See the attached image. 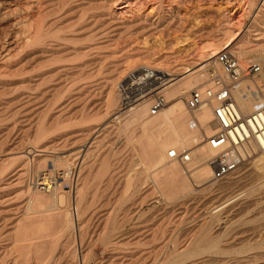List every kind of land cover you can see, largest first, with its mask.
Returning <instances> with one entry per match:
<instances>
[{"label":"bare ground","instance_id":"6f19581e","mask_svg":"<svg viewBox=\"0 0 264 264\" xmlns=\"http://www.w3.org/2000/svg\"><path fill=\"white\" fill-rule=\"evenodd\" d=\"M242 1L0 0L1 10L4 9L1 14L4 13L3 15H8V17L11 15V23L13 22L15 25L20 24L23 26L19 28L23 29L26 33L24 46L27 48H24L27 50L25 55L23 53V60L25 59L26 62L19 58L20 56H17L19 58L18 60L21 59L24 62V65L21 64V61V63H18L19 61L14 63V61L13 63L11 62L12 64H7V73L13 72L18 75L19 71L23 70L24 74H22L25 75L24 79L18 80L20 83L19 91L14 89L15 87L13 85L14 91H11L14 93L16 90L17 93L12 94L10 91L12 95L10 97L7 96L9 97L7 99L4 98L6 97L4 93L10 86H6L7 84L2 80V76L7 73H0L1 75L3 74L0 76V95L4 94L1 96L4 100H0V122L4 118L8 119V116H10L9 118H14L13 120L16 121L25 117V119H28V123H24L28 125V128L25 127L24 123H20L24 125L26 131H29L34 125L36 127V130L35 128L33 129L34 134L31 140L35 144H38L40 142L39 140L41 138L43 139V136L47 138L48 135H45L51 130L50 128L58 127L62 123L52 122L54 123H51L52 127H48L47 129H45L44 124L42 125L44 121L41 117L46 115H43V113H46V110L47 113L49 112V109L45 110L44 108L46 106L49 108L50 106L51 109V103L48 104L49 98L51 99L49 94L55 96L57 94L56 90L61 91L59 90L60 87L62 88L64 86L65 92L73 93L74 91L69 92L71 89L70 85H68L69 82L82 81L81 79L83 81L85 79L86 82V79L89 78L88 76L99 66L101 60L103 63L104 54L100 52V49L108 47L110 50V46L113 45V49L114 45L118 44L114 50L116 49V52H121V55L116 58L112 56L115 59H112L111 65L109 66L110 68L112 67V72L110 71L111 74L108 76V83L110 85L107 102L109 106L116 105L120 99L117 89V93H115L114 88H116V81L119 79L118 77L121 73L124 75L127 70L141 66L149 67L154 71L151 75L154 77L151 86L155 84L159 85L155 88L157 90L156 94L164 98L165 105L157 111H152L150 106L153 102L154 94L146 92L145 94L147 96L144 95L146 97L140 102L113 118L118 119L114 124V129L116 128L115 130H120L123 135H126L127 138H124V141L126 140L127 142L126 144L134 142L138 146V150L133 153L135 159L142 166L140 171H138V175L147 169L154 170L152 182L157 186L159 191L158 195H162L165 201H167L168 207H176L175 209L179 210L186 203H192L194 201L199 202L198 205H200L196 210V219L191 220L190 224L183 229L174 231V234L170 236L165 245L163 247L161 246L162 250L158 257V263L156 262L157 264H264V151L247 149L243 152L246 154L249 153V156H251L250 153L252 151L256 154L259 152L255 157L247 161L246 165L250 167L245 170L246 173H239V170L235 169L221 178L214 179V170L210 164V159L216 155V151L211 149L205 142H202V138L212 134L216 128L211 114L213 103L194 111H189L185 104V99L190 90L208 85L210 74L205 72V68L210 64L216 65L215 56L223 49L234 52L242 62L257 61L260 65L259 72L251 78H244L242 84L238 85L237 89L234 90L233 94L241 112L248 114L264 104V0H246L243 3ZM206 4H223V7L219 5L214 12H210L211 7L209 11H207L208 8L206 10L202 9ZM132 5L137 8L136 11L141 7L144 8L147 5H152L154 6V13L139 15V11L136 13L135 10H132ZM66 7H70V10L67 11ZM115 7H118L117 9L120 10H116ZM238 10L240 12L237 13L236 11ZM250 13H252L251 16ZM68 14L72 16V19L75 18L78 24L81 25L79 30L74 25L78 31L71 30L73 29V23H68L72 20L70 18L68 19V24L63 25L66 22L65 16L68 18ZM123 14H128V16L125 17ZM189 16L190 18L188 19ZM246 16H249V18L245 19ZM212 17H216L214 19L217 21L215 22L217 23L215 27H212L211 24L210 27L207 24ZM190 19L195 21L194 26L189 23L186 24ZM68 27L72 28L68 29ZM171 30H174L173 33L178 32V36L180 34H183L185 37L187 35H193L192 37L195 36L199 40V43L201 42L200 44L203 43L204 45L202 44L200 47L202 50L199 49L201 51H197L200 53L198 54L199 56L196 53V55L191 53L192 55L190 54L191 56L189 55L190 57L186 60L182 57L181 59L184 61H178V63L174 64V60L171 62L170 59L175 58L173 54L176 52L174 53L172 51L175 42H159L160 44H157L158 46H145L146 37L160 36L161 38V36H164L165 38ZM77 33H80V35H77ZM124 35H128L129 38L125 37L128 39L120 42ZM178 36L173 38L174 41L179 38ZM186 38L185 40H187ZM81 40H84V42L89 41L90 43L85 42L87 45L81 46L79 42ZM178 43L180 44L179 40L176 44ZM75 44H79V47H77L78 45L75 46ZM174 51L176 50L174 49ZM152 56H155L154 59L152 58V61H158V65H152L151 63L153 62L147 61ZM206 61L209 62L201 65ZM16 71L18 73H15ZM216 71L221 73L217 65ZM7 75L10 76L9 74ZM11 75L13 74L11 73ZM11 83L13 84L15 82L8 84L10 85ZM57 86L59 89H56ZM69 87L70 89L68 90ZM76 87L78 85L74 88L75 92L81 91L82 93L84 91L85 93H83L86 94V90L81 85L79 86L81 88L77 91ZM87 89L88 92H92L89 90L92 87H88ZM48 92L50 93L48 94ZM6 94L8 93L6 92ZM58 94L57 96H59ZM63 94L62 92L60 95ZM41 95H43V98L44 96L47 97L44 98L47 99L46 101L41 98L43 101L39 102L47 103L44 108L39 107L41 109L43 108V112L36 107L39 103L34 104L36 100H39ZM57 96H55V100L58 99ZM72 97L71 99H74V97L76 99L77 96ZM71 103L66 102L63 107H60L62 108V113H69L71 111L73 107H70L72 105ZM44 104H40L39 106H43ZM59 104L61 105V103ZM58 112L61 111L59 110ZM104 114L106 113L104 112ZM32 116L35 117V120L40 117L42 121L38 120V122L32 125V122H30L33 119ZM36 116L38 117L37 119ZM34 119L33 122L35 121ZM3 122L7 124L5 120ZM3 122L2 124H4ZM4 125L0 128V130H6L0 137V145L2 147L0 148L2 150L3 147L8 148L14 146V148H9L10 150L14 149V151H11L13 153L9 150L11 156L6 157L11 159H9L11 164V161L15 159L16 161H21L22 165H20L22 167L16 171L11 170L10 172H6L4 163L8 162H5L8 158L4 159L1 156L0 174L2 173L3 175L1 174L2 178L0 179V193L5 194L4 191L12 190L10 188L20 190L21 200H25L24 202H26V209L25 207H23L24 209L22 208L23 211L26 210L23 217L15 221L13 225L11 224L12 226H10L8 232L6 230L4 231L3 225L0 226V237L10 241L12 246L10 253L15 254L14 259L16 258L21 263L23 262V264H28L30 261H35V264L38 262L51 264L52 259L50 257L53 255L59 244V240L62 238V242H64L63 246L65 245L68 248L66 254L68 255V259H70L69 264H78L73 258L77 253L83 257H87L91 251L90 246L92 245V241L89 240L86 247L82 249L80 246L76 247L75 240L77 238L82 239L85 230L87 231L89 228L92 230L91 232H95L100 227L101 222H104L103 227H107V232L96 235L104 244L118 248V245L130 239L129 237L131 235L127 236V232L120 233L122 227L129 222L137 207L147 201L146 198L150 197L153 193L152 190L150 193V189L148 192H146L148 189H145L146 194L142 192L143 196H140L138 204L135 202L137 201L136 199L133 200L134 194L132 195L130 193L120 196L116 200L117 205H115L117 207L124 206L123 208L121 207L123 209L122 215L118 214L119 210L116 209L103 220L101 219L102 216L99 217L98 212H96L98 210L97 207L101 204L97 206L95 203L96 199H93L94 201L87 199L89 184L87 183V172L89 170L86 167L88 164L86 165L84 160L86 158V146L81 137L79 138L80 140L76 138V141L74 140V142L83 140L78 145L79 149L75 152L69 153V147L72 143L70 142L69 144L68 142L69 135L67 138L64 135L65 137L64 139L62 138V144L58 152H56V146L49 147L42 145L44 148L41 149V154H38L35 150L29 151L32 147H20L23 143L21 141L26 140L24 139L26 136L21 139L22 136L16 137L14 136L15 133L12 135L11 132L13 131L8 129L10 127L6 125L4 127ZM20 126L23 127L22 125ZM47 126H50V124H47ZM11 129L14 130L12 127ZM60 131L62 132L61 128ZM69 137H73V134L72 136L70 134ZM18 144L20 146H17ZM171 148L177 151L191 148L190 160L181 163L168 158L167 151ZM50 149L55 150L52 151ZM33 152L38 154L37 157L33 156ZM56 153H62L61 157ZM30 154L31 157L33 156L36 159H30ZM55 154L61 160L60 163H55H58L60 166L63 165L64 168L68 167L66 171L62 170L61 172L59 177L62 179L61 183L53 182V176H51L52 171L46 166L47 162H51L50 164L53 165L55 164V160H53L55 158H52L55 157ZM72 156L73 158L75 157V160L72 164L70 162L68 165V157ZM105 164L102 163L100 165L101 168L96 170L95 176L97 180V177L105 173L107 168L103 167ZM63 167L61 168L64 169ZM30 173H34V176L31 175L35 177V180L31 179L30 181ZM243 178H247L248 180L245 183L243 181L244 184H241V179ZM221 179H224V182H220ZM51 180L53 183L52 186L50 185ZM125 181L123 183L124 191L131 189L132 193L133 191L136 193L142 190L143 187L141 185L146 182V178L128 179ZM63 182L67 183L66 188L63 187ZM107 182L109 181L107 180ZM95 188L96 191L99 189L97 184ZM225 190H228V192L225 193ZM45 191L50 192V194L53 192L54 197H52V194L50 196L44 193ZM158 195L154 197L158 198ZM91 196L94 198L93 195ZM152 199L154 198L152 197ZM57 205H59L58 208ZM104 211L99 210L100 213ZM5 214L4 218L1 216L3 222L7 219V213ZM117 215L121 216L118 218ZM136 239L138 240V237ZM134 249L130 254L128 253V258L123 255L124 257L116 259L117 262L113 264H147L148 259L153 255V253L145 250L134 252ZM85 250L86 252H83ZM6 252L4 248H0V264H11L7 263V260L6 262L2 260ZM125 257L128 263H125ZM107 264H110V262Z\"/></svg>","mask_w":264,"mask_h":264},{"label":"rangeland","instance_id":"374dc122","mask_svg":"<svg viewBox=\"0 0 264 264\" xmlns=\"http://www.w3.org/2000/svg\"><path fill=\"white\" fill-rule=\"evenodd\" d=\"M240 1H242V0H240ZM246 0H243L242 1V3L243 2H245ZM122 5V4H121ZM210 4H206L202 9L204 10H206L207 8V11H209V8L211 7V11L210 12H214V10H216L217 9V7L219 6V5H222L221 7H223V4H211L210 6H209ZM213 6V7H212ZM71 7V6H70ZM70 7H66L67 8V11L68 10H70ZM152 8V9H150V8ZM153 7L154 6H152V5H147V6H145L144 8L143 7H141L139 10H137V11H139L138 12V14L140 15V14H147V13H151V14H153L154 13V9H153ZM66 8H65V11H66ZM72 8H74V7H72ZM118 7H115V9L116 10H120V9H117ZM132 10L134 11L135 10V12L137 13V11H136V9L137 8H135L133 5H132ZM2 9V7H0V14H1V12L4 10H1ZM124 9H127V8H124ZM124 9H121V10H124ZM146 12V13H145ZM237 13L238 12H240L239 10L238 11H236ZM72 13V12H71ZM70 13V14H71ZM236 13V14H237ZM4 14V13H3ZM3 14H1V16H0V73H7V64L9 65V64H12L14 61V63H17V61H19L18 63H21V64H23L24 65V62L23 61H25L26 62V60L24 59L23 60V58H24V56H23V53H24V55H25V53H26V47L24 46V40H25V35H26V33L23 31V29H21L23 26L22 25H20V24H18V25H15V24H13V22L11 23L10 21L12 20L10 17H11V15L8 17V15H6V16H4ZM70 14H68V18H67V16H65V18H66V22H65V24H63V25H66V24H71V23H73L72 24V26H73V29H71L70 27H68V29L70 28L72 31L74 30V31H78L79 30V28H80V24H78V22L76 21V19L75 18H73L74 20H75V22L77 23H75L74 22V20L72 19V16L70 15ZM252 15V13H250V16ZM4 16V17H3ZM70 16V17H69ZM123 16H125V17H127L128 16V14L126 15H124L123 14ZM15 17V16H14ZM217 17V16H216ZM216 17H212V18H210V20L207 22V24L210 26V24H211V26L212 27H215L216 26V24L217 23H215V22H217V21H215L214 19H216ZM13 18V17H12ZM70 18V20L72 21H70V22H68V19ZM190 18V16L188 17V19ZM192 18V17H191ZM249 18V16H246L245 17V19H248ZM193 19H190V21L188 20L187 22H186V24H190V25H195V21L193 20ZM8 22V23H7ZM10 22V23H9ZM68 22V23H67ZM75 23V24H74ZM192 23V24H191ZM11 24V25H10ZM74 25H76L77 26V28H78V30H76V26L74 27ZM193 25V26H194ZM71 26V25H70ZM79 26V27H78ZM210 26V27H211ZM19 27H21V28H19ZM21 32H20V31ZM172 31V30H171ZM171 31L165 36V38H164V36H161V38H160V36L158 37V36H149L148 38L146 37V39H145V46L146 47H153V46H158L160 43H168V42H175V45L173 46V48L176 50V51H174V49H172V51L175 53H177L178 54V57H177V54L175 53V54H173V56H175V58H177L176 60H175V58L174 59H170L171 60V62H173V60H174V64H176V63H178V61H184V60H186L188 57H190L192 54L194 55L195 53L197 54V56H199L198 54H200V53H198L199 51H201L202 50V48H200L201 47V45L203 44H200L199 43V40L196 38V40H195V38L194 37H192L193 35H187L186 37L183 35V34H180L179 36H178V32H176V33H173L174 32V30L172 31V33H171ZM62 34V33H61ZM77 35H80V33L78 34L77 33ZM24 36V37H23ZM168 36V37H167ZM176 36H178L179 38H177V40L176 41H174V37H176ZM190 36H191V38H190ZM22 37V38H21ZM125 37H128V35L126 36V35H124V37H122L123 39H121L120 40V42H123V41H125L126 39H128V38H125ZM184 37V38H183ZM185 38L187 39V40H185ZM181 39V40H180ZM184 39V40H183ZM123 40V41H122ZM148 40V41H147ZM173 40V41H172ZM180 41V44L178 43V44H176L177 43V41ZM82 41H83V43H82ZM154 41V42H153ZM80 43H81V46H84V45H87V44H85V42L87 43L88 42V44L90 43L89 41H85L84 42V40H81V41H79ZM79 42H77V43H79ZM119 42V43H120ZM153 42V43H152ZM160 42V43H159ZM21 43V44H20ZM79 43V44H80ZM156 43V44H155ZM192 43V44H191ZM79 44H75V46H77V47H79ZM83 44V45H82ZM158 44V45H157ZM118 45V44H117ZM117 45H114V48H117ZM204 45V44H203ZM143 46V45H142ZM144 46V47H145ZM199 46V47H198ZM112 47H113V45L112 46H110V48L112 49ZM24 48H26V49H24ZM114 48L112 49V51H115V52H112V51H110L109 50V48L108 47H105V48H102V49H100V52H102V54H104L103 56H104V58H103V63H102V60L100 61V63H99V66H97L96 67V69H94V71L92 72V73H94V74H92L91 73V75H89L88 77L89 78H87L86 79V82H85V79H84V81H83V79H81L82 81H78L77 80V82L76 81H74V82H69L68 83V85H70V87H71V89H74L75 88V86H77L78 85V87L81 85V87L83 86V85H85V86H87V84L88 83H90V84H88V86L85 88V86L84 87H82V88H84V90H86V94H88V95H86V94H84L83 92L81 93V91L79 92V91H77V90H79L81 87H76V91L77 92H75V89L74 90H71L70 89V87L68 88V90H69V92L70 91H74L73 93H67V92H65V86L64 87H60V89H59V87L57 86V88L56 89H59V90H61V91H58V90H56L57 91V94H58V92H59V96H57V94L55 95V96H57L58 97V99L57 100H55V96H53V95H51V94H49L50 92H48V94H49V96L51 97V99L49 98V96L45 93V95L49 98V102H48V104L49 103H51V109H50V106H49V108L46 106L47 105V103L46 102H43V103H45L43 106L41 105V106H39L40 104H43V103H39V102H41V101H43L41 98H43V95H41L40 97H39V100H36V101H38V102H34V104H36V103H39V104H37V108L38 109H41V108H39V107H45L46 106V108H44L45 110L46 109H49L48 111V113H47V110H46V113H43V115L44 114H46V115H44V117L42 116L41 118H43V123H42V125L44 124V126L46 127L45 129H47L48 127L50 128V127H52L51 125L52 124H54L55 122L56 123H60V122H64V124L67 126H65L64 124H62V123H60V125L58 126V127H55V128H50L51 130H52V132L50 133V131H48L47 133H46V135L45 136H47V138L45 137L44 138V136H43V139L41 138L39 141V143L38 142H36V143H38V144H35V143H33V142H31V140L33 139V129L35 128V130H36V127H35V125L34 126H32L31 128H30V130L28 131V133H26L27 131H26V128H28V125L26 124L25 125V123H28V119H25V117H23V118H20L19 120H13L14 118H9L10 116H8V119L7 118H4V120H5V122H7V124L6 123H4L3 121V123L7 126V127H10V128H8V129H10V131H13V132H11V134L13 135V133H15L14 134V136H18V137H21L22 136V138L21 139H23V137L24 136H26V137H24V139H26V140H23V141H21V143H22V146H20L21 145V143H20V145L18 144L17 146H20V147H23L24 146V148H29V147H32L31 149H29V151L31 152V151H36L38 154H41V149H43L44 147H42V145L43 146H49V147H55V149H57V151L56 152H58L60 149V147H61V144H62V140L64 139V137L65 138H67V136L69 135L70 136V134H71V136H72V134H73V137H69L68 136V138H69V140H68V142H69V144H70V142L72 143V145L69 147V149H70V151H69V153H71V152H75V151H77L79 148V144H80V142L82 143V141L84 140V143H85V146H86V149H85V151L88 153H86L85 152V164L87 165L88 164V166H86L87 167V169L89 170V172H87L88 173V175H87V183H89L88 184V189H87V199L88 200H92V201H94L95 199V203H96V205L98 206L99 204H101V205H99L97 208H98V210L96 211V212H98V215H99V217H101V219H105V218H107V216H109V214L111 215L112 213H113V211H115L116 209H118L117 211L119 212L118 214H121L122 215V211H123V205L121 206V207H117L116 205V200H117V198H119L120 196H122V195H128V194H134V197H133V200H137V201H135L136 202V204H138L139 203V201H140V196L142 195L143 196V194H146V192H148L149 191V189H150V193H151V190H152V192L154 193V195H153V193L150 195V197H147L146 198V202H143V204H141V205H139L138 207H137V209H136V211L134 212V214H133V216L130 218V220H129V222H127L126 224H124V226L122 227V230H121V232L120 233H126L127 232V236H129V235H131V237H129L130 239H127L128 241V243L126 242V240L124 241V243L122 242V244L121 243H119V244H121V245H118V248H113L111 245H108V244H104V242L101 240V239H99V238H97V235H99V234H101V233H105V232H107V227L106 228H104L103 227V224H104V222H101L100 223V227H98V229L96 230L97 231V233H96V231L95 232H91L92 230H90V228H89V230H85V234H84V236L82 237V239H76L75 240V245H76V247L77 246H80V247H82V249H84V247H86V245H87V242L90 240V241H92V245L90 246L91 247V251H90V254H88V256L87 257H83L82 255H79L78 253L76 254V256L73 258L74 259V261L76 262V263H78V264H107V263H109L110 262V264H113V263H115V262H117L116 261V259H120V258H122V257H124V256H127V258H128V256H129V254L133 251V248H135L134 249V252H136V251H138V250H145V251H147V252H151V253H153V255L151 256V258H149L148 259V261H147V264H155L156 262L158 263V257H159V254H160V252H161V250H162V248H161V246L163 247L164 245H165V243H166V241H168V239L170 238V236L171 235H173L174 234V231H176L177 229H183L184 227H186L187 225H189L190 224V222H191V220H193V219H196L195 218V216H196V214H197V212H196V210L200 207V205H198L199 204V202L197 203V202H188V203H186L185 205H183L184 207L183 208H181V209H179V210H176L174 207H168L167 206V201H165V198L161 195V196H159L158 194H159V191H158V189H157V186H156V184L154 183V182H152V178H153V175H154V170L153 169H147V170H145V171H143V173H141V174H139L138 175V171H140V168L142 167L141 166V164L135 159V155L133 156V153H134V151L136 152L137 150H138V146L133 142V143H131V144H126L127 142H126V140L124 141V138L126 139L127 137H126V135L124 134H122V132L120 131V130H115L114 129V124H115V122L116 121H118V119H113V118H115L118 114H120L121 112H120V110H119V107H118V104H119V100H118V102H117V104L116 105H114V106H109V104H108V89H109V83H108V76L111 74V72H112V67L110 68L109 66L111 65V61H112V59H115L116 57H118V56H120L121 55V52H116V49L114 50ZM156 48V47H155ZM106 49V50H105ZM192 49V50H191ZM199 49H201V50H199ZM105 50V51H104ZM178 50V51H177ZM187 50V51H186ZM195 50V51H194ZM199 50V51H198ZM16 51V52H15ZM23 51V52H22ZM192 51V52H191ZM198 51V52H197ZM105 52V53H104ZM183 52V53H182ZM194 52V53H193ZM118 53V54H117ZM187 53V54H186ZM192 53V54H191ZM110 54H112V55H110ZM185 54V55H184ZM191 54V55H190ZM195 54V55H196ZM106 55V56H105ZM184 55V56H183ZM190 55V56H189ZM10 56H11V59H10ZM21 58L20 60H18L19 58ZM23 56V57H22ZM110 56V57H109ZM112 56H114V57H112ZM187 56V57H186ZM7 57V58H6ZM108 57V58H107ZM112 57V58H111ZM154 57L155 56H152L151 58H150V60H147V61H149V62H153L152 60L154 59ZM180 57V58H179ZM183 57V59H181ZM9 58V60H7ZM153 58V59H152ZM5 59V60H4ZM13 59H15V60H13ZM105 59H107V60H105ZM212 59H214V58H212ZM21 61V62H20ZM210 61V60H209ZM209 61H206V62H204V63H202L201 65H204L205 63H207V62H209ZM12 62V63H11ZM256 63H257V61H255ZM172 63V64H173ZM6 64V65H5ZM21 64H18L19 66H22ZM152 65L154 64V65H158L159 63H158V61L157 62H153V63H151ZM172 64H170V65H172ZM173 64V65H174ZM200 65V66H201ZM211 65L212 64H210V65H207V67L205 68V72L206 73H209V68L211 67ZM199 67V66H198ZM6 68V69H5ZM137 68V67H136ZM134 69V68H133ZM5 72H4V71ZM22 71V72H21ZM21 71H19V74L17 75V74H14L13 72H11L13 75H11V73H7V74H9L10 76H12V77H10V76H8L7 74H5V75H1L0 74V76H2V80L7 84L6 86H10L9 88H7V90H6V92L8 93V94H6V92L4 93V94H1L0 95V98H2L1 96L2 95H4V96H6V97H4L5 99H7V98H9L12 94H15V92L17 93V91H19V85H20V83L18 82V80H21V79H24L25 77V75H23L24 73H23V70H21ZM25 71V70H24ZM111 71V72H110ZM21 72V73H20ZM15 73H18V71H16ZM23 73V74H22ZM153 73H154V71H153ZM20 74H22V75H20ZM22 76V77H21ZM123 76V74L121 73L120 75H119V79L121 78V77ZM10 77V78H9ZM20 77V78H19ZM16 78H19V79H16ZM0 79H1V77H0ZM12 79V80H11ZM119 79H117V81H116V83L118 82V80ZM14 80V81H13ZM10 83V82H15V83H11L10 85L7 83ZM24 83H26V82H24ZM79 83V84H78ZM85 83V84H84ZM72 84H74V85H72ZM75 84H77V85H75ZM13 85H14V87H13ZM68 85H67V87H68ZM89 85H91V86H89ZM158 84H155V88L156 87H158L157 86ZM66 87V88H67ZM73 87V88H72ZM91 88L92 87V89H89V90H91L92 92L90 93V92H88V89L87 88ZM115 87V86H114ZM17 89V91L15 90V92L14 93H12V91H14V89ZM8 90H9V92H8ZM12 90V91H11ZM64 90V91H63ZM67 90V89H66ZM67 90V91H68ZM10 91H11V93L12 94H10ZM62 92L64 93L63 95H60V94H62ZM88 92V93H87ZM114 92L115 93H117V91H116V88H114ZM52 93V92H51ZM75 93V94H74ZM77 93V94H76ZM81 93V94H80ZM90 93V94H89ZM10 94V95H9ZM53 94V93H52ZM69 94H71L72 96H77L76 97V99H75V97H74V99H71V97L69 98L68 97V95ZM78 94H79V96H78ZM82 94H84L83 96H82ZM67 95V96H66ZM81 95V96H80ZM7 96H9V97H7ZM46 96H44V98H47ZM52 96H53V98H52ZM62 96V97H61ZM86 97V98H85ZM88 97V98H87ZM4 98H2V99H0V100H4ZM43 98V99H44ZM60 98H62V99H60ZM68 98V99H67ZM73 98V97H72ZM41 99V100H40ZM70 99V100H69ZM79 99V100H78ZM84 99H86L85 101H84ZM47 99H44V101H46ZM12 101H14V100H12ZM52 101V102H51ZM73 101V102H72ZM75 101V102H74ZM81 101V102H80ZM84 101V102H83ZM66 102H69V103H71L72 105L70 106V107H72V109L74 110H72L71 109V111L69 112V113H62V108H60V107H63L64 106V104ZM77 102V103H76ZM59 103H61V105L59 104ZM74 103H75V105H74ZM53 104V105H52ZM81 106H80V105ZM82 105H83V107H82ZM59 106V107H58ZM109 106V107H108ZM108 107V108H107ZM42 108V109H43ZM58 108V109H57ZM75 108V109H74ZM84 108V109H83ZM102 108V109H101ZM41 109V110H42ZM80 109V110H79ZM87 109V110H86ZM107 109V110H106ZM45 110H44V112H45ZM61 111V112H58V111ZM98 110V111H97ZM57 111V112H56ZM78 113H77V112ZM87 111V112H86ZM42 112H43V110H42ZM52 112V113H51ZM74 112V113H73ZM80 112H81V114H80ZM101 112V113H100ZM104 112L106 113V114H104ZM57 113H59V114H57ZM61 113V114H60ZM54 114V115H53ZM64 114V115H63ZM100 114V115H99ZM40 115V114H39ZM41 115H42V113H41ZM56 115V116H55ZM60 115V116H59ZM85 115V116H84ZM49 116H51V117H49ZM54 116V117H53ZM67 116V117H66ZM82 116V117H81ZM12 117V116H11ZM17 117V116H16ZM49 117V118H48ZM57 117V118H56ZM73 117V118H72ZM99 117V118H98ZM32 118L34 119L35 117H33L32 116ZM38 117L36 116V119H37ZM85 118V119H84ZM101 118V119H100ZM22 119V120H21ZM33 119L32 120H30V122H32L31 124L33 125V124H35L36 122H38V120H41L40 119V117H39V119H37V120H35L34 122H33ZM58 119V120H57ZM80 119H82V120H80ZM99 119V120H98ZM15 121V122H14ZM42 121V120H41ZM45 121H47V122H45ZM76 121V122H75ZM2 122H0V128L4 125V124H2ZM19 123L20 125H22L23 127H21L19 124H17V123ZM24 123V125H25V127L26 128H24V125L23 124H21V123ZM52 122H54V123H52ZM108 122V123H107ZM109 122H111L110 124H109ZM52 123V124H51ZM47 124L49 125L50 124V126H47ZM108 126H107V125ZM5 125H4V127H5ZM20 126V127H18V126ZM105 125H106V127H105ZM30 126V125H29ZM62 126H64V127H62ZM113 126V127H112ZM11 127L14 129V130H12L11 129ZM105 127V128H104ZM109 127V128H108ZM60 128L62 129V132L60 131ZM67 128V129H66ZM103 128V129H102ZM112 128V129H111ZM56 129V130H55ZM59 129V130H58ZM66 129V130H65ZM84 129V130H83ZM23 130V131H22ZM49 130V129H48ZM54 130V131H53ZM4 131H6V130H4ZM4 131L3 130H0V137H1V135L4 133ZM15 131V132H14ZM115 131V132H114ZM17 132V133H16ZM30 132V133H29ZM54 132V133H53ZM64 132V133H63ZM86 134H84V133ZM88 132V133H87ZM50 133V134H49ZM53 133V134H52ZM77 133V134H76ZM84 134V135H82V134ZM117 133H119V134H117ZM121 133V134H120ZM28 136H27V135ZM32 134V135H31ZM55 134V135H54ZM80 134V135H79ZM49 135H51V136H49ZM57 135V136H56ZM63 135V136H62ZM65 135V136H64ZM125 136V137H124ZM28 137V138H27ZM82 138L83 140L82 141H78V140H80L79 138ZM84 137V138H83ZM63 138V139H62ZM78 139L77 141L78 142H74V140L76 141V139ZM59 139H60V141H59ZM72 139V140H71ZM30 140V141H29ZM25 141V142H24ZM44 141V142H43ZM52 141V142H51ZM57 141H59V142H57ZM124 141V142H123ZM31 142V143H30ZM67 142V143H68ZM43 143V144H42ZM47 143V144H46ZM51 143H52V145H51ZM126 144V146H125V144ZM24 144V145H23ZM57 144H59V145H57ZM128 145H130V146H128ZM134 147H133V146ZM57 146H59V147H57ZM69 146V145H68ZM137 148H136V147ZM0 147H1V145H0ZM14 148V146H10V147H3V149L1 150V148H0V158H1V156H2V158L4 157V159L5 158H8V157H6V156H11V153H13V152H11V151H14V149H12V150H10L11 148ZM72 147V148H71ZM123 147V148H122ZM10 148V149H9ZM88 148V149H87ZM132 148V149H131ZM8 151H7V150ZM54 149V150H55ZM134 149H136V150H134ZM9 150H10V152H9ZM50 150H52V149H50ZM54 150H52V151H54ZM127 150V151H126ZM133 152H132V151ZM40 151V152H39ZM3 152V153H2ZM36 152H33L34 153V155L33 156H35V157H37V153ZM132 154H131V153ZM10 153V154H9ZM66 153H68V152H66ZM65 153V154H66ZM259 152H257V154H258ZM31 154H30V159H33V160H35L36 158L35 157H31ZM57 155L59 154L60 155V157H61V155H62V153H56ZM55 154V157H52V158H55V159H53V160H55L54 161V163L55 162H58V163H60V157H58L57 155ZM64 154V153H63ZM73 154V153H72ZM255 152H253V154L251 153V156H249V157H247L246 158V160L244 161V163L242 164V165H240V166H237V167H235V168H233L231 171H233V170H235V169H237V170H239V173H241V172H245L246 173V169L247 168H249L250 166L249 165H246L247 164V161L249 160V159H252L253 157H255L256 155H257ZM9 156V157H10ZM134 157V158H133ZM10 158H8L7 160H5V162L6 161H8V162H6V163H4L5 164V171L6 172H10L11 170H13V171H16L17 169H19L20 167H22L21 165H22V163H21V161H16V159L15 160H13L14 162H16L15 164H14V162L13 161H11L12 162V164L14 165V167H13V165L10 163V160H9ZM59 159V160H58ZM75 160V157L73 158V156L72 157H68V165H69V163L70 164H72V162ZM19 162V163H18ZM93 164H92V163ZM51 162H47V168L49 169L50 168V170L52 171L51 172V176H53L52 178V180H53V182L54 181H56V182H58V183H61L62 182V179L61 178H59L60 177V175H61V172H62V170H65L66 171V169H68V167L67 168H64L63 167V165H59L58 163H55L54 165L53 164H50ZM102 163H106L105 164V166H103V167H107L106 168V170H105V173H103L102 174V176H99V177H97L98 178V180L96 179V176H95V172H96V170L98 169V168H101V166L100 165H102ZM7 164H8V166H7ZM21 164V165H20ZM23 164H24V162H23ZM12 165V166H11ZM16 165V166H15ZM18 165H20V166H18ZM52 165V166H51ZM90 165V166H89ZM8 167V169H7V167ZM44 166V165H43ZM61 167H63L64 169H62ZM90 168V169H89ZM54 169V170H53ZM139 169V170H138ZM9 170V171H8ZM149 170V171H148ZM151 170V171H150ZM214 170V169H213ZM230 171V172H231ZM5 172V173H6ZM92 172V173H91ZM153 173V174H152ZM2 174V173H1ZM1 174H0V179L2 178V176H1ZM34 176V173H30L29 174V178H30V181H31V179H33V180H35V177H33L32 175ZM3 175V174H2ZM31 176V177H30ZM88 176H89V178H88ZM93 177V178H92ZM221 177H223V176H218L217 174H216V172L214 171V179H218V178H221ZM101 180H100V179ZM136 178H143V179H145L146 178V182H144V184L142 183V190H140V191H138V192H134L133 191V193H132V190L131 189H129L128 191H124V189H123V186H124V184L123 183H125L126 181L125 180H134V179H136ZM104 179V180H103ZM250 179V178H249ZM52 180H51V183H50V185L52 186L53 185V183H52ZM107 180L109 181V182H107ZM246 180H248L247 178H243V179H241V184H244L245 183V181ZM97 181V182H96ZM100 181V182H99ZM149 181V182H148ZM243 181H244V183H243ZM220 182H224V179H221L220 180ZM99 183V184H98ZM113 183V184H112ZM116 183V185H114ZM91 184V185H90ZM96 184L98 185V187H99V189L96 191L95 189V187H96ZM104 184V185H103ZM63 187H67V183H65V182H63ZM147 185V186H146ZM223 185H224V183H223ZM41 187V186H40ZM105 189H104V188ZM150 187V188H149ZM247 187V186H246ZM10 189H12V190H7V191H4V193L5 194H3V193H0V226H2V227H4V231L6 230L7 232L9 231L8 229H10V226H12L13 225V223L15 222V221H17V220H20L22 217H23V214L25 213V211L26 210H22V208L23 207H25V209H26V202H24L25 200H21V197H20V195H21V193H20V190L18 191V190H14V188H10ZM145 189H148V190H146V192H145ZM245 189V188H244ZM103 190V191H102ZM130 190H131V192H130ZM101 191V192H100ZM120 191V192H119ZM16 192H18V193H16ZM90 192V193H89ZM99 192H100V194H99ZM142 192H143V194H142ZM145 192V193H144ZM228 192V190H225V193H227ZM44 193H47L48 195H50L51 196V194H52V197H54V193L52 192L51 194H50V192H47V191H45ZM156 193V194H155ZM18 194V195H17ZM111 194V195H110ZM91 195H93V197L94 198H92V196ZM117 197H116V196ZM157 195H158V198H155V197H157ZM8 196V197H7ZM96 196V197H95ZM141 196V197H142ZM155 196V197H154ZM10 197V198H9ZM91 197V198H90ZM110 197V198H109ZM152 197L154 198V199H152ZM98 198H100V199H98ZM164 198V199H163ZM18 199H20V200H18ZM94 199V200H93ZM115 199V200H114ZM150 199V200H149ZM2 200V201H1ZM159 200V201H158ZM5 201H6V203H5ZM19 201V202H18ZM98 201V202H97ZM155 201V202H154ZM165 201V202H164ZM115 202V203H114ZM5 203V204H4ZM166 203V204H165ZM116 204V205H115ZM3 205V206H2ZM102 205H103V207H102ZM105 205V206H104ZM59 207V205H57V208ZM11 208V209H10ZM120 208H121V210H120ZM24 209V208H23ZM99 210L100 211H104V212H99ZM8 211V212H7ZM5 213H7V219H8V217H9V219L7 220L6 219V221L5 222H3L2 221V219L4 218V216L6 215ZM73 213H74V210H73ZM105 213V214H104ZM5 214V215H4ZM107 214V215H106ZM120 215V216H121ZM1 216H3V218H1ZM118 216V215H117ZM120 216H118V218L120 217ZM2 222H3V224H2ZM12 224V225H11ZM100 228V229H99ZM158 229V230H157ZM6 233V232H5ZM143 233V234H142ZM97 234V235H96ZM151 234H152V236H151ZM90 236V237H89ZM149 236V237H148ZM138 237V240L136 239ZM155 239H154V238ZM3 237H0V248L1 249H5V251H7L4 255H3V258H2V260H4L5 262H6V260H7V263H11V264H23V262L21 263L19 260H17L16 258L14 259L13 257L15 256V254L14 253H10V249L12 248V246H11V244H10V241L9 240H7L6 238H5V240H4V238L2 239ZM91 238V239H90ZM136 239V241H135V239ZM4 240V241H3ZM141 240V241H140ZM151 240H152V242H151ZM63 240H62V238L59 240V244L57 245V247H56V249H55V251H54V253H53V255L50 257L52 260H51V264H69L70 263V259H68V255L66 254V252H67V247L64 245L63 246V244H64V242H62ZM132 241H133V243H132ZM170 241V240H169ZM139 242V243H138ZM147 242V243H146ZM127 243V244H126ZM131 243V244H130ZM141 243H143V244H141ZM142 245V246H141ZM146 245V246H145ZM153 245V246H152ZM157 245V246H156ZM109 246H111V247H109ZM152 246V247H151ZM3 247V248H2ZM6 247V248H5ZM10 247V248H9ZM9 248V249H8ZM142 248V249H141ZM7 249V250H6ZM128 249H130V250H128ZM147 249V250H146ZM113 250H115V251H113ZM127 250V251H126ZM153 252H152V251ZM12 251V250H11ZM83 252H86V250L85 251H83ZM129 253V254H128ZM118 254H119V256H118ZM122 254V255H121ZM124 255V256H123ZM126 258V257H125ZM124 258V259H125ZM127 258H126V261H125V263L127 262L128 263V260H127ZM124 259H121V260H124ZM131 259V258H130ZM113 262H112V261ZM8 261H10V262H8ZM12 261H14V262H12ZM17 261V262H16ZM53 261V262H52ZM34 262V263H33ZM56 262V263H55ZM35 264L36 262L35 261H30V263H28V264ZM42 264V263H44V262H38L37 264ZM156 263V264H157Z\"/></svg>","mask_w":264,"mask_h":264},{"label":"built area","instance_id":"2783aa9c","mask_svg":"<svg viewBox=\"0 0 264 264\" xmlns=\"http://www.w3.org/2000/svg\"><path fill=\"white\" fill-rule=\"evenodd\" d=\"M215 63L221 73L212 64L209 68L208 85L190 90L185 104L189 111H194L213 103L211 114L216 128L212 134L202 138V142L216 151L210 164L220 177L244 163L249 157V153H243L247 149L264 151V104L248 114H243L233 94L244 78H251L260 71L258 63L242 62L234 52L227 49L217 53ZM152 74L151 68L141 66L127 70L118 80L116 89L120 97V112L140 102L147 96L146 92L154 94L150 106L152 111L165 105L164 98L156 94L155 85L151 86L154 79ZM190 149L177 151L171 148L167 151V156L184 163L190 160Z\"/></svg>","mask_w":264,"mask_h":264}]
</instances>
